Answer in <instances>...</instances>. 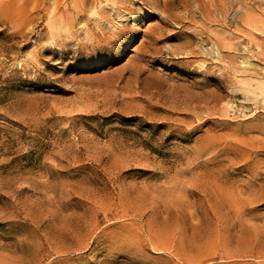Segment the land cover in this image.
I'll return each mask as SVG.
<instances>
[{"label":"rangeland","instance_id":"obj_1","mask_svg":"<svg viewBox=\"0 0 264 264\" xmlns=\"http://www.w3.org/2000/svg\"><path fill=\"white\" fill-rule=\"evenodd\" d=\"M0 264H264V0H0Z\"/></svg>","mask_w":264,"mask_h":264},{"label":"bare ground","instance_id":"obj_2","mask_svg":"<svg viewBox=\"0 0 264 264\" xmlns=\"http://www.w3.org/2000/svg\"><path fill=\"white\" fill-rule=\"evenodd\" d=\"M125 1H126V0H125ZM128 2H129V1H128ZM128 2H127V3H128ZM122 6H123V5H121V8H122ZM124 9H125V8H124ZM203 13H204V12H203ZM206 13H207V12H206ZM206 15H208V14H206ZM206 15H205V16H206ZM221 15H223V14H221ZM203 16H204V15H203ZM205 16H204V17H205ZM206 17H207V16H206ZM206 17H205V18H206ZM222 18H223V17H222ZM225 19H226V18H225ZM223 20H224V18H223ZM224 21H225V20H224ZM230 45H231V44H230ZM230 45H229V46H230ZM232 45H233V44H232Z\"/></svg>","mask_w":264,"mask_h":264}]
</instances>
